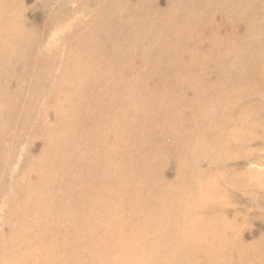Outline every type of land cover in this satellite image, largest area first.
Wrapping results in <instances>:
<instances>
[{
	"label": "rangeland",
	"instance_id": "obj_1",
	"mask_svg": "<svg viewBox=\"0 0 264 264\" xmlns=\"http://www.w3.org/2000/svg\"><path fill=\"white\" fill-rule=\"evenodd\" d=\"M263 47L264 0H0V264L179 255L194 93L221 122V77L241 80Z\"/></svg>",
	"mask_w": 264,
	"mask_h": 264
},
{
	"label": "bare ground",
	"instance_id": "obj_2",
	"mask_svg": "<svg viewBox=\"0 0 264 264\" xmlns=\"http://www.w3.org/2000/svg\"><path fill=\"white\" fill-rule=\"evenodd\" d=\"M216 40L213 34L211 42ZM261 52L263 55L264 47ZM250 64L239 81L228 77L230 69L225 70L227 76L221 77L224 87L218 93L227 96V101L232 97L224 103L233 107L225 110L221 122L213 118L218 117L220 110L210 114L208 108L202 109L199 103L205 99L204 93H194L193 102L200 109H195L187 120L191 126L189 156L182 158L187 167L186 184L183 183L186 189L175 205V220L183 219L184 224L179 221L178 234L171 235L182 241L183 246L168 264H264V233H251L254 224L264 223V215L260 213L264 200L256 197L264 187V170L259 169L264 157L250 155L251 145L264 140V130L257 129L258 117L251 113L252 99L261 87L264 57ZM246 114L248 122L244 121ZM207 125L216 133L205 144ZM197 152H201L202 161L193 157L198 156ZM250 162L256 163L255 169L246 168ZM255 234L258 239L251 240ZM105 258L102 264L112 263Z\"/></svg>",
	"mask_w": 264,
	"mask_h": 264
}]
</instances>
